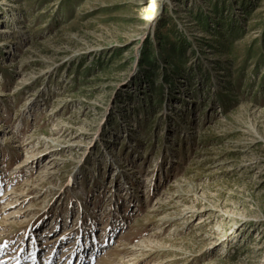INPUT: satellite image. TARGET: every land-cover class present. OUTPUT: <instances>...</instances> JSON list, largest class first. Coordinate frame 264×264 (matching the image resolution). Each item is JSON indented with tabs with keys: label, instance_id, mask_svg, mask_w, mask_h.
<instances>
[{
	"label": "rangeland",
	"instance_id": "rangeland-1",
	"mask_svg": "<svg viewBox=\"0 0 264 264\" xmlns=\"http://www.w3.org/2000/svg\"><path fill=\"white\" fill-rule=\"evenodd\" d=\"M0 264H264V0H0Z\"/></svg>",
	"mask_w": 264,
	"mask_h": 264
}]
</instances>
